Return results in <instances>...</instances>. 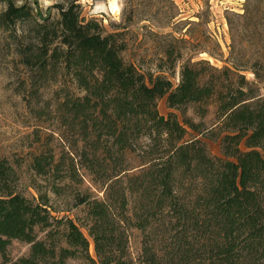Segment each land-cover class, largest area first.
I'll use <instances>...</instances> for the list:
<instances>
[{
  "label": "trees",
  "instance_id": "obj_1",
  "mask_svg": "<svg viewBox=\"0 0 264 264\" xmlns=\"http://www.w3.org/2000/svg\"><path fill=\"white\" fill-rule=\"evenodd\" d=\"M80 1L61 0L44 13L35 2L0 0V42L24 68L20 93L32 108L58 85L47 109L54 104L63 142L59 153H31V169L48 182L32 183L37 196L19 189L15 166L0 158L3 264H264V97L243 74L259 78L257 63L239 60L232 44L225 66L190 58L174 86L163 72L182 53L168 47L169 67L143 73L123 58V33L87 20ZM260 8L264 0H244L237 16L245 29ZM208 140L220 142L222 157ZM85 175L102 197L84 187ZM62 197L69 201L59 207L54 199ZM134 231L142 236L137 259ZM13 240L30 244L29 256L7 260Z\"/></svg>",
  "mask_w": 264,
  "mask_h": 264
},
{
  "label": "rangeland",
  "instance_id": "obj_2",
  "mask_svg": "<svg viewBox=\"0 0 264 264\" xmlns=\"http://www.w3.org/2000/svg\"><path fill=\"white\" fill-rule=\"evenodd\" d=\"M28 1L46 13L47 9L61 0H17L18 3ZM244 0H82V16L87 20L101 22L110 33H123L120 37L126 43L122 53L127 62L135 64L143 73L159 74V65L164 64L165 50L173 47L175 56L182 53L176 62L175 69L163 72L178 86L182 66L191 58L192 62L208 60L212 65L222 68L229 59L232 44L235 46L239 60L250 59L253 69L258 71L259 78L252 71L243 74L250 82L261 87L264 97V9L254 13V21L249 29L244 28V21L237 15L242 14ZM4 6L0 3V12ZM53 16L59 18L57 9ZM255 25L258 22H261ZM234 30H230V23ZM1 35V32H0ZM213 54L214 56H211ZM13 56L8 46L0 42V158H6L15 166L19 176V189L28 197L37 196L32 183L36 180L43 189L48 185L37 177L30 167L31 153L48 149L59 153L63 144L60 133L61 126L55 113L54 104L47 109L53 100L57 84L41 91V99H35L29 107L23 94L24 68ZM251 64V65H252ZM209 114L204 119L209 127L213 126L217 117V106L214 102L207 105ZM161 114L167 115L170 110L166 100L159 102ZM36 111V112H35ZM37 113H41L38 116ZM188 115L195 122H200L193 109ZM193 132L189 130L186 139H191ZM40 136V138H37ZM40 139V140H39ZM210 152L222 157L220 142L207 141ZM243 149L244 146H243ZM85 188L97 197L103 196L100 185L92 182L85 175ZM67 193L70 191L66 189ZM55 204L64 207L68 198L54 199ZM76 213V210H74ZM87 234V232L85 231ZM43 236V233L41 234ZM142 236L139 232L131 233V253L134 258L140 254ZM31 245L20 240H13L6 252L7 260L16 261L29 256ZM91 254L95 257L93 242ZM4 258L0 255V264Z\"/></svg>",
  "mask_w": 264,
  "mask_h": 264
},
{
  "label": "clouds",
  "instance_id": "obj_3",
  "mask_svg": "<svg viewBox=\"0 0 264 264\" xmlns=\"http://www.w3.org/2000/svg\"><path fill=\"white\" fill-rule=\"evenodd\" d=\"M44 2H45V3H48V2H49V0H44Z\"/></svg>",
  "mask_w": 264,
  "mask_h": 264
}]
</instances>
